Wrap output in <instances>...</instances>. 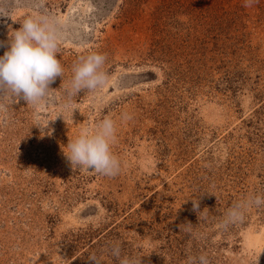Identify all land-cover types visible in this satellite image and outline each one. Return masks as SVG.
Listing matches in <instances>:
<instances>
[{
    "label": "rangeland",
    "instance_id": "rangeland-1",
    "mask_svg": "<svg viewBox=\"0 0 264 264\" xmlns=\"http://www.w3.org/2000/svg\"><path fill=\"white\" fill-rule=\"evenodd\" d=\"M30 15L59 22L63 75L39 105L0 96V264H119L113 241L142 264H264V206L223 224L264 195V0H0V55ZM91 52L109 83L67 110ZM106 116L119 174L73 168L66 146Z\"/></svg>",
    "mask_w": 264,
    "mask_h": 264
},
{
    "label": "clouds",
    "instance_id": "clouds-1",
    "mask_svg": "<svg viewBox=\"0 0 264 264\" xmlns=\"http://www.w3.org/2000/svg\"><path fill=\"white\" fill-rule=\"evenodd\" d=\"M258 0H245V7H251ZM19 30L11 32L7 42V51L0 55V96L22 98L33 106L47 101L54 91L50 85L57 77H62L63 68L57 55L62 43L59 22L50 15L27 16L20 23ZM0 41V47H4ZM106 56L91 52L81 57L72 68L73 76L67 90L66 102L62 105L67 110L74 108L71 97L87 90L96 93L109 83L110 76L104 70ZM0 110L3 107L0 106ZM123 119L131 117L123 115ZM116 140V123L106 116L95 128L82 129L80 134L70 141L65 154L73 168L87 169L98 174L113 177L119 174L121 162L112 151ZM264 206V195L248 196L237 201L228 209L223 224L236 223L244 219L249 207ZM193 207H199V201L193 200ZM186 231L198 236L195 227L184 224ZM107 251L115 257L119 264H142L139 254H123L119 241L109 242ZM90 264H101V257L95 253L89 255ZM186 264H210L209 256L202 252L197 256L189 255Z\"/></svg>",
    "mask_w": 264,
    "mask_h": 264
}]
</instances>
